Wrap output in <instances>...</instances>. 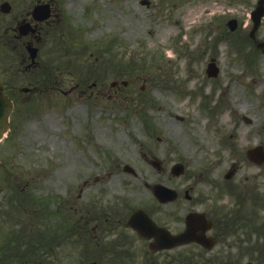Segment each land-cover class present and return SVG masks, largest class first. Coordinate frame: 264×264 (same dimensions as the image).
<instances>
[{"label":"rangeland","instance_id":"obj_1","mask_svg":"<svg viewBox=\"0 0 264 264\" xmlns=\"http://www.w3.org/2000/svg\"><path fill=\"white\" fill-rule=\"evenodd\" d=\"M59 1L65 24L41 49V70L25 73L21 52L0 45V81L10 82L17 102L0 144V191H16L0 205V245L10 264H187L190 253L204 250L150 253L125 221L146 206L181 230L191 203L162 204L151 186L202 179L201 191L210 193L233 165L234 182L253 185L264 173L245 155L264 146V55L248 42L256 0ZM231 18L239 21L235 31ZM257 39L264 40V23ZM212 58L217 78L205 72ZM29 82L40 91L26 101L21 89ZM177 163L185 174L174 177ZM86 180L83 200L77 195ZM113 195L123 221L95 236L93 226L106 224L101 201ZM54 226L63 243L53 242ZM226 249L220 242L197 260L208 263Z\"/></svg>","mask_w":264,"mask_h":264},{"label":"flooded vegetation","instance_id":"obj_2","mask_svg":"<svg viewBox=\"0 0 264 264\" xmlns=\"http://www.w3.org/2000/svg\"><path fill=\"white\" fill-rule=\"evenodd\" d=\"M40 4L49 5L51 18L38 20L33 16L34 9ZM44 8L46 10V7ZM0 18L2 19H0V45L20 51L21 64H25L27 61L30 62V57L24 51L36 47L40 54L41 46L49 41L53 26L61 23V12L56 0H0ZM21 29H24L23 32ZM29 65L30 63L26 65L25 73L36 71L39 62L37 61L32 66ZM36 90L37 87L32 93L34 94ZM189 182L179 185L178 191L176 190L178 194L176 201L183 198L189 201L191 207L187 210L188 212L209 211H207V217L213 222L212 229L208 233L210 236L218 239L227 236L228 239L247 238L250 237V233H259V228L264 227V189L258 186V182L255 187L249 188L241 182L233 185L230 181L227 182L226 187H222L221 190L215 187L216 191H211V193L201 191L198 185H190ZM223 189L226 190L222 191ZM7 192L0 191V205ZM114 196H110L111 199L104 197L101 201L99 209L105 211L106 224L103 225L99 222L93 226L92 229L96 232L95 236L102 232L105 234L110 225L115 223V220L120 221L123 217L119 210L120 207L112 205L115 202ZM85 197L86 193L81 191L79 198L84 200ZM83 206L88 212L89 209L85 205ZM85 218L81 215L80 221L84 222ZM97 220L87 219V223ZM81 226L84 227V224ZM83 227L82 229H84ZM72 233L79 235L77 230H73ZM83 239V235H79V242H82ZM0 264H8V254H6L4 245H0ZM259 264L264 263L260 262Z\"/></svg>","mask_w":264,"mask_h":264},{"label":"water","instance_id":"obj_3","mask_svg":"<svg viewBox=\"0 0 264 264\" xmlns=\"http://www.w3.org/2000/svg\"><path fill=\"white\" fill-rule=\"evenodd\" d=\"M209 74H217V69L213 65L210 66ZM11 110L12 104L9 101L8 97L4 94L3 88L0 85V139L8 129V119L11 114ZM251 158L257 161L261 160H259L256 156L253 155L251 156ZM128 169L129 168L127 166L126 170ZM181 171L182 169H179L177 166L174 169L175 174H179ZM155 191L157 197L161 201H167L173 197V195H170L172 192H166L168 190L165 191L161 186L156 187ZM197 219L198 218H191L187 225V232L178 236H172L168 232H163L162 230L156 229V226L152 223L151 219L146 216L143 212H137L130 220V225L134 229L138 230L141 235L150 236L151 233H153L154 235L160 236L162 238L161 243L163 244V246L171 247L173 245L182 244L193 240H200L196 235L197 226L193 225V222ZM200 220H202V217L200 218ZM147 230H151L152 232L150 233ZM205 244L208 243L205 242Z\"/></svg>","mask_w":264,"mask_h":264},{"label":"bare ground","instance_id":"obj_4","mask_svg":"<svg viewBox=\"0 0 264 264\" xmlns=\"http://www.w3.org/2000/svg\"><path fill=\"white\" fill-rule=\"evenodd\" d=\"M192 16V14H189L186 18V20H189V18Z\"/></svg>","mask_w":264,"mask_h":264}]
</instances>
